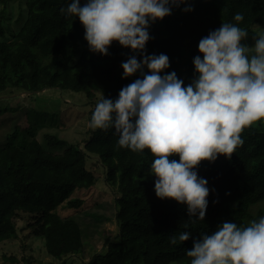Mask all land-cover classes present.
<instances>
[{"label":"trees","instance_id":"16d2710c","mask_svg":"<svg viewBox=\"0 0 264 264\" xmlns=\"http://www.w3.org/2000/svg\"><path fill=\"white\" fill-rule=\"evenodd\" d=\"M68 3L70 0H27L28 15L22 28L13 41H0V116L12 110L2 101L24 92L36 97L47 90L84 94L92 115L102 95L115 99L123 86L139 76L122 79L121 68L130 55L139 60V52L118 42H113L108 55L89 50L79 19L61 12ZM188 4L191 12H185L187 5L182 4L150 25L151 38L145 49L146 54L165 53L170 63L166 71H175L185 84L193 79L192 60L200 55L197 44L201 37L222 22H230L246 30L242 43L252 47L258 38L256 28L264 21V0H188ZM4 13L0 19L5 18ZM236 13L243 15L242 21L233 19ZM95 84L101 92L99 98L93 91ZM30 113L37 123L36 115L42 112L32 107ZM42 127L38 123L23 131L16 127L0 138V244L18 238L21 221L45 240L52 258L82 255L80 225L57 212L61 206L82 208L84 200L71 199L72 194L98 183L99 177L88 168L91 156L97 158L106 183L116 191L119 235L115 241L107 239L106 252L96 254L88 264H190L186 249L192 248L193 239L173 245L169 243L171 234L189 231L199 237L215 231L223 221L246 226L264 216V121L243 130L244 142L230 158L221 155L198 166V175L208 182L209 196L204 221L195 222L188 219L186 205L156 196L155 177L149 175L153 160L149 150L133 152L119 147L112 128L90 129L82 145L49 132L40 142L37 133ZM6 259L19 262L16 257ZM23 263L35 261L25 258Z\"/></svg>","mask_w":264,"mask_h":264},{"label":"clouds","instance_id":"9594fccd","mask_svg":"<svg viewBox=\"0 0 264 264\" xmlns=\"http://www.w3.org/2000/svg\"><path fill=\"white\" fill-rule=\"evenodd\" d=\"M182 4L185 12L193 10L188 0H70L61 12L79 19L91 52L108 55L118 42L140 53L139 60L130 55L121 62L122 79L139 76L115 99L102 95L88 126L114 129L119 147L149 150L156 196L186 205L188 219L195 222L204 221L209 196L198 166L221 155L230 158L244 142L243 130L264 121V31L249 47L242 43L245 29L222 22L199 40L194 76L185 84L175 71H166L165 53L145 52L150 25ZM233 19L242 21L243 15L236 13ZM190 238V264H264V216L246 226L223 221L199 237L174 233L169 243Z\"/></svg>","mask_w":264,"mask_h":264},{"label":"rangeland","instance_id":"374dc122","mask_svg":"<svg viewBox=\"0 0 264 264\" xmlns=\"http://www.w3.org/2000/svg\"><path fill=\"white\" fill-rule=\"evenodd\" d=\"M3 1L0 2V17L2 11H5V18L0 19V26L5 37L0 35V41L10 42L13 41L12 37L22 28L27 18V0ZM259 25L256 28L257 34L264 31V21ZM93 89L99 98L101 92L98 84H95ZM41 93L36 97L21 93L2 101L8 104L9 109L13 111L10 110L0 116V138L3 139L16 127L23 131L34 128V124L38 123L43 125L37 133V139L40 142L49 132L70 143L82 145L91 129L88 126L91 104L86 96L73 92L61 93L57 90H47ZM32 107H38L42 112L36 115L37 123L36 118L35 121L31 118ZM96 159L91 156L87 161L88 168L96 177H99L96 186L91 189H78L71 196V199L84 200L82 208L76 210L61 206L57 212L62 218L73 219L80 225L84 244L83 254L69 256L63 260L52 258L47 254L45 240L33 235L31 230L19 221L18 238L0 244V264H24L23 259L25 258L34 259L35 264H88L96 254L106 252V240L115 241L119 235L116 221L117 195L116 191L106 183L104 172L99 169ZM255 211L257 208H254ZM9 257H16L19 262L8 261L6 258Z\"/></svg>","mask_w":264,"mask_h":264},{"label":"water","instance_id":"95a60500","mask_svg":"<svg viewBox=\"0 0 264 264\" xmlns=\"http://www.w3.org/2000/svg\"><path fill=\"white\" fill-rule=\"evenodd\" d=\"M21 94V93H20ZM22 94H27L26 92H24V93H22ZM28 94H30V93H28Z\"/></svg>","mask_w":264,"mask_h":264}]
</instances>
